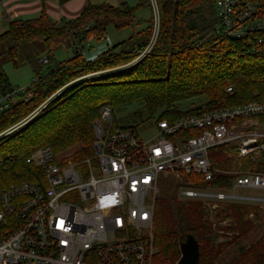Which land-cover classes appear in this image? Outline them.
<instances>
[{
    "label": "trees",
    "instance_id": "16d2710c",
    "mask_svg": "<svg viewBox=\"0 0 264 264\" xmlns=\"http://www.w3.org/2000/svg\"><path fill=\"white\" fill-rule=\"evenodd\" d=\"M59 1L63 5L70 0ZM147 1L132 7L89 5L71 21L56 22L42 11L36 19L11 22L9 30L0 35V43L43 42L51 56L61 47H74L72 58L33 82L28 99L25 95L7 98L13 88L0 68V97L5 99L0 104V195L11 185L42 176L40 169L27 163L41 147L49 146L57 155L79 146L80 150L69 153L94 155V123L104 107L123 110L142 125L264 103V43L256 39L249 46L245 40L218 35L220 20L214 0H156V32L154 11ZM245 1L260 5L264 19V0ZM144 10L149 12L147 19L138 16ZM109 22L116 31L132 29V36L89 60L85 57V49L90 48L87 43L106 39ZM14 52V48L9 51ZM57 94L61 95L54 100ZM15 98L18 102L10 104ZM257 119L264 123V116ZM222 148L223 160L215 163L218 169L264 173L263 158H239L236 146ZM235 177L215 174L207 185L229 189ZM187 179L197 180L194 176ZM171 187L177 190L180 184L163 182V195L155 207L158 264H177L180 244L188 237L199 244L198 264H264V235L226 259L230 248L252 231L249 216L256 209L225 201L213 210L214 219L207 220L209 211L202 203L179 200L176 191H169ZM225 233H233L232 238L218 243Z\"/></svg>",
    "mask_w": 264,
    "mask_h": 264
},
{
    "label": "built area",
    "instance_id": "2783aa9c",
    "mask_svg": "<svg viewBox=\"0 0 264 264\" xmlns=\"http://www.w3.org/2000/svg\"><path fill=\"white\" fill-rule=\"evenodd\" d=\"M7 1L0 0V6ZM151 1L157 9L156 0ZM214 1L220 20L218 35L245 40L249 46L256 39L264 43L260 5ZM29 88L15 90L7 98H31ZM1 100L4 104L5 99ZM260 116H264V103L255 102L174 121L159 120L156 135L145 141L132 128L113 129V110L104 107L94 123L93 159L74 164L60 160L51 147H41L27 163L40 169L42 176L1 193L0 264H154L153 223L161 178L184 179L193 187L211 182L215 174H231L236 177L229 189L264 192V173L225 172L211 156L217 148L236 146L239 158L264 159V132L253 128ZM83 164L87 171L80 169ZM191 176L197 180L188 182ZM181 196L264 201L192 190Z\"/></svg>",
    "mask_w": 264,
    "mask_h": 264
},
{
    "label": "rangeland",
    "instance_id": "374dc122",
    "mask_svg": "<svg viewBox=\"0 0 264 264\" xmlns=\"http://www.w3.org/2000/svg\"><path fill=\"white\" fill-rule=\"evenodd\" d=\"M148 5L151 6V8L154 11V30L156 28H159V18H158V8L156 9L153 5V2L151 0H148ZM157 11V15H156ZM139 17H143L147 19L149 17L148 10H144L139 12ZM108 21H105L104 23H107ZM145 23L141 25L142 27H145ZM115 27L113 24H108V30H107V39H104L103 41H91L88 42L86 45V52L87 54L90 53V51H96L99 47H102L103 44H108L109 40L111 41V44L109 45H115L118 43H122L123 41H126L129 39L132 34V29H124L120 31H116L114 29ZM9 30V24L0 19V35L4 34ZM138 30H141L140 28ZM108 40V41H107ZM72 42V40H70ZM77 43V41H76ZM82 47V45H79ZM15 49V52L13 55L9 53L11 49ZM49 51L46 49L45 43L40 41H20V42H13V41H4L0 43V68L2 72L5 74L6 78L8 79L9 83L11 84L13 91L20 90L22 88H27L28 86H31L34 81H36L39 78H42L45 76L49 71L56 68L58 63H62L74 56V47H61L57 51H55L52 56ZM46 58L49 59V62L46 63ZM63 93V92H62ZM61 93V94H62ZM57 94L58 96L54 98V100L61 95ZM59 99V98H58ZM17 98L10 101V104L17 103ZM49 101L45 102L46 104ZM190 102V101H188ZM1 104H3V100L0 101ZM44 103V104H45ZM187 103V102H183ZM5 104V102H4ZM43 104V105H44ZM182 104V103H181ZM42 105V106H43ZM41 106V108H42ZM47 106V105H45ZM45 106L43 108H45ZM188 106H184V110H187ZM42 108V109H43ZM114 123H113V129H120V128H132L134 129L140 138H142L145 141L150 140L156 135V124L155 121H150L147 123H144L142 125L138 124L137 121L132 119L130 115H128L126 112H123V110L120 111H114ZM253 127L255 130H259L264 132V123L260 122L259 120L256 122V124ZM0 139H2L0 137ZM81 148L79 146L75 147L74 149L70 150L69 152L78 151ZM223 148H217L211 152L212 161L214 163H217L221 160H223V157L221 156ZM59 153L56 156L61 160L64 159L65 161L68 160V157H71L70 160L74 164H81L85 162L88 159H93L94 155L88 156V157H79L76 155H72L71 153ZM93 165H97V161L94 159ZM80 169L83 171H87V165L83 164L80 166ZM178 179L169 176L167 178H161L159 183V194L157 196L156 200V207L159 205V201L162 198L163 195V182L170 184L171 182L179 183L180 187L175 190V188L171 187L172 189L169 190L171 192L176 191L178 195V199L185 201V202H200L203 204V208H205L207 211H209V216L206 217L207 220H213L214 214L213 210H216L219 205L223 204L224 201H219L212 198H188L185 196H181V193L185 190H192L200 194H211L216 195L218 193L225 194L226 196H232L235 194L236 196H244L249 198H262L264 199V192L261 191H255V190H249V189H243L238 188L236 190L232 189H220L215 188L210 185H199V186H193L188 187L186 180L182 179L181 181H177ZM170 189V188H169ZM228 202H238V201H228ZM241 204H247L252 206L254 209H256V212H253L250 214L249 218L252 221L253 229L252 231L247 235V237L243 238L241 241H239L238 244L235 246H232L230 248V251L227 253L226 259L227 261L231 260L235 256H237L240 253V250L242 248L247 249L249 248L253 243H255L257 240H259L264 235V201L259 202H238ZM226 223H224L225 225ZM233 233H225V236L220 238L218 240L219 242H225L230 240L232 238ZM156 250V249H155ZM158 250H156V256L154 258V264H158ZM181 257V253H180Z\"/></svg>",
    "mask_w": 264,
    "mask_h": 264
},
{
    "label": "crops",
    "instance_id": "0c3cea01",
    "mask_svg": "<svg viewBox=\"0 0 264 264\" xmlns=\"http://www.w3.org/2000/svg\"><path fill=\"white\" fill-rule=\"evenodd\" d=\"M140 2L141 0H70L61 5L59 0H8L0 6V19L10 25L15 20L36 19L42 11H45L56 22H60L61 20L71 21L77 19L89 5H108L112 7L128 5L132 7L138 5ZM108 42L106 45H101L102 47H99L96 51L86 53L85 57L89 60L96 59L108 47L112 46L109 45L111 41L109 40Z\"/></svg>",
    "mask_w": 264,
    "mask_h": 264
},
{
    "label": "water",
    "instance_id": "95a60500",
    "mask_svg": "<svg viewBox=\"0 0 264 264\" xmlns=\"http://www.w3.org/2000/svg\"><path fill=\"white\" fill-rule=\"evenodd\" d=\"M181 257L177 264H198L200 248L193 237H188L186 242L180 244Z\"/></svg>",
    "mask_w": 264,
    "mask_h": 264
}]
</instances>
